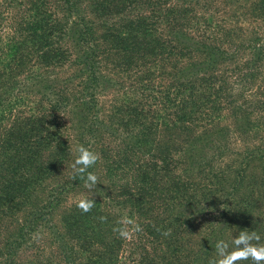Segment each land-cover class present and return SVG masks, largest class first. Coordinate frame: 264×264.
Wrapping results in <instances>:
<instances>
[{
  "label": "trees",
  "instance_id": "1",
  "mask_svg": "<svg viewBox=\"0 0 264 264\" xmlns=\"http://www.w3.org/2000/svg\"><path fill=\"white\" fill-rule=\"evenodd\" d=\"M176 1L0 0V264H211L245 229L264 244V136L219 166L264 112V0ZM232 4L249 34L220 18ZM80 145L100 157L94 191Z\"/></svg>",
  "mask_w": 264,
  "mask_h": 264
},
{
  "label": "clouds",
  "instance_id": "2",
  "mask_svg": "<svg viewBox=\"0 0 264 264\" xmlns=\"http://www.w3.org/2000/svg\"><path fill=\"white\" fill-rule=\"evenodd\" d=\"M78 155L76 156L72 168L79 178L84 182V188L89 191H94L98 185V177L96 174L89 172L88 169L94 166L100 159L99 154L88 148L80 145L77 148ZM95 206V201L86 196H82L76 200V207L82 213H89ZM101 222L106 220V217L99 218ZM121 227L114 228L122 238L130 239L133 233L140 231L139 225L135 220L124 217L118 222ZM131 226V227H129ZM171 230L163 232L162 235L168 236ZM261 236L256 231L247 229L241 230L233 240V248L229 250V244L224 240L214 242V250L217 254V259L211 264H240L241 261H251L252 264H264V244L259 243ZM256 243H253V242Z\"/></svg>",
  "mask_w": 264,
  "mask_h": 264
},
{
  "label": "rangeland",
  "instance_id": "3",
  "mask_svg": "<svg viewBox=\"0 0 264 264\" xmlns=\"http://www.w3.org/2000/svg\"><path fill=\"white\" fill-rule=\"evenodd\" d=\"M171 4H179V2H177L176 0H170ZM205 2H203V4L201 6H198L195 8V10H198V13H206L208 8L204 6ZM233 5V4H232ZM203 6V7H202ZM220 5L216 6L215 8L219 9ZM233 9L230 11H226L223 10L221 12H218L221 16L220 18L225 19V20H231L232 22H229L231 24L234 25V23L236 22V24L238 25V27H240L241 29H243L242 34L246 35V33L248 32V34L253 30L254 24L251 21L250 18H242L239 16V13H242L244 11H246L245 7L242 8V6H238V5H233ZM212 8V5H211ZM214 9V8H213ZM231 16H233V18H231ZM236 34H234L235 38L236 36L240 35L239 32H236ZM258 93V92H256ZM260 95H262L261 97L264 96L263 92L260 91L259 92ZM259 95L257 94V96L252 97V100L254 103H256L257 99ZM240 101L244 104V106L247 107H251V105H254L253 102H251V98L250 97H245V98H239ZM256 105V104H255ZM256 107L254 106L251 110H254ZM250 109V108H249ZM258 109V108H257ZM217 123H221L222 125H226L227 127L230 126L231 127V123H232V118L230 117V115L228 113H224L222 119L220 120V122ZM237 132H233L229 135V137H227L226 141L229 142V150L232 149L230 152L225 154V157L223 159H221L219 161V166L223 167V165H237V163L240 161V156L241 155H235V156H231L234 155L235 152H237L238 154L241 152V150H243L247 145L249 146H254V145H258L261 142V138L262 136H264V112L261 115H251V116H246L243 115V121L239 120L238 124H237ZM245 129H249L251 132L247 133V131L245 132ZM235 160V161H234ZM257 164V163H256ZM258 167H260L257 164ZM257 166H254L253 170L255 171V175H259V168ZM84 196L83 194H78L75 196H72L68 202V204H70L71 202L75 203L76 200L80 197ZM264 209V205H261V209ZM264 214L260 213H256L253 217H254V223L258 224L262 221ZM259 229V227H258ZM234 231V230H233ZM231 232V231H230ZM229 232L228 238L225 239L226 242L229 244V250L231 251L233 248L232 245V240H228L229 237L231 236H235V231L234 234H231ZM234 239V238H233ZM256 243V242H255Z\"/></svg>",
  "mask_w": 264,
  "mask_h": 264
}]
</instances>
